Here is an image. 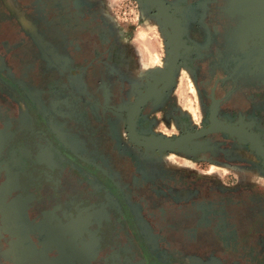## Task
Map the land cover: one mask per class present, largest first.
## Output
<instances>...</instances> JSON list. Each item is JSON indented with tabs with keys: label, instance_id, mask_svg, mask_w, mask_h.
I'll use <instances>...</instances> for the list:
<instances>
[{
	"label": "flooded vegetation",
	"instance_id": "flooded-vegetation-1",
	"mask_svg": "<svg viewBox=\"0 0 264 264\" xmlns=\"http://www.w3.org/2000/svg\"><path fill=\"white\" fill-rule=\"evenodd\" d=\"M139 3L144 69L92 0H0V264H264V0Z\"/></svg>",
	"mask_w": 264,
	"mask_h": 264
},
{
	"label": "rangeland",
	"instance_id": "rangeland-1",
	"mask_svg": "<svg viewBox=\"0 0 264 264\" xmlns=\"http://www.w3.org/2000/svg\"><path fill=\"white\" fill-rule=\"evenodd\" d=\"M139 2L140 0H92L96 11L99 12L112 27V31L117 37L118 47L129 51V59L132 60L133 58L136 60L134 62L137 64L138 68L144 69L146 68L144 66H149L157 62V49L153 44L152 38H149V36H151L153 32V27L159 24L154 23L155 21L147 14L148 7ZM142 16H144V18H142ZM189 87L192 91L191 93L194 95L193 87L190 85ZM260 121L262 124L261 127L264 128L263 115ZM171 160H173V162ZM165 161L167 169L172 171L176 170L177 174L186 176L194 177L204 174L218 176L222 179V177L226 176L250 175L248 173H243L246 172V170L227 166L209 167L205 173L203 170H206V168L194 167L191 162L185 158L168 156L165 158ZM169 161H171V163H169ZM224 185L230 186L227 183ZM255 190L256 192H264V185L259 184ZM176 250H180V248L177 247Z\"/></svg>",
	"mask_w": 264,
	"mask_h": 264
},
{
	"label": "water",
	"instance_id": "water-1",
	"mask_svg": "<svg viewBox=\"0 0 264 264\" xmlns=\"http://www.w3.org/2000/svg\"><path fill=\"white\" fill-rule=\"evenodd\" d=\"M232 130L234 131H239L237 128L231 127ZM254 142V141H253ZM256 144V143H255ZM256 146L258 147V149L262 152V154L264 155V152L262 151V149L260 148V146L258 144H256Z\"/></svg>",
	"mask_w": 264,
	"mask_h": 264
}]
</instances>
